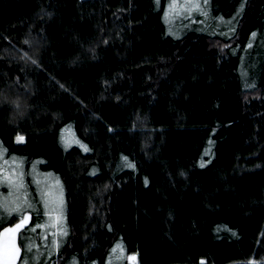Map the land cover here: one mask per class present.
<instances>
[{"label": "trees", "instance_id": "1", "mask_svg": "<svg viewBox=\"0 0 264 264\" xmlns=\"http://www.w3.org/2000/svg\"><path fill=\"white\" fill-rule=\"evenodd\" d=\"M175 2L0 0L16 264H264V0Z\"/></svg>", "mask_w": 264, "mask_h": 264}, {"label": "rangeland", "instance_id": "2", "mask_svg": "<svg viewBox=\"0 0 264 264\" xmlns=\"http://www.w3.org/2000/svg\"><path fill=\"white\" fill-rule=\"evenodd\" d=\"M183 12L185 13L186 11H183ZM9 162L10 161L4 157L3 152L1 151L0 152V163L3 165H6V166H12ZM0 173L3 174L2 178H1L2 181L0 182V184L3 185L4 183H6L3 179L4 177H10L12 182H13L12 188L14 189L15 193H18V191L20 189H17L15 187V185L18 184L20 182V180L22 179L21 167L19 166V167L13 168L12 172H10L7 168H4L1 165ZM33 173H34L33 178H35L37 187L41 191L47 212L53 213V211H54V213L56 215H58L57 217H61L60 215H61L62 209H64V193H63V186H62L60 178L54 172H51V171L42 172V171H39V169H37V168L35 170L33 169ZM11 227H13V226H10L7 228H11ZM19 231L15 235V244L18 247H19V245H18ZM2 233H4V230ZM4 242H5L4 239L0 238V246H2L4 244ZM133 256H131V257H133ZM17 261H18V259H17ZM17 261H16V263H17ZM131 261L136 262V257H135V260H131ZM0 264H3L2 260H0Z\"/></svg>", "mask_w": 264, "mask_h": 264}, {"label": "snow or ice", "instance_id": "3", "mask_svg": "<svg viewBox=\"0 0 264 264\" xmlns=\"http://www.w3.org/2000/svg\"><path fill=\"white\" fill-rule=\"evenodd\" d=\"M159 2V0H157ZM205 5L208 3V0H204ZM176 7V2L173 0V3L170 5V8H175ZM181 8H188L189 11L192 9H197L201 10V5L197 2L191 5L189 7L187 4L181 5ZM206 14V13H205ZM255 36V33L252 34ZM251 46V45H249ZM24 140V137L18 136L17 141L22 142ZM79 143V141H77ZM85 150H87V146L82 145ZM127 160V157L124 158ZM130 167H135L133 164H129ZM21 173V177H22ZM5 182L9 184V187H13V182L10 177H4L3 178ZM17 189L23 188V180L21 179L18 184L15 185ZM25 203L27 201L25 200ZM28 207H31L30 204H28ZM6 211H11V212H16L18 213V221L13 225L11 228H6L4 229V233L0 234V238L4 239V244L0 246V260L3 261V264H16L17 259L19 258V253H20V248L15 244V235L16 233L23 228L31 219V216L28 215L25 211V209L21 206V204L16 203L13 207L9 208V205L7 203V200L5 198L4 201H0V216H3ZM38 226V225H36ZM35 227V226H34ZM34 230V228L29 229V231ZM118 248H121L122 251V246L117 245ZM131 260H135V257H129ZM23 264H27V261L25 260Z\"/></svg>", "mask_w": 264, "mask_h": 264}]
</instances>
